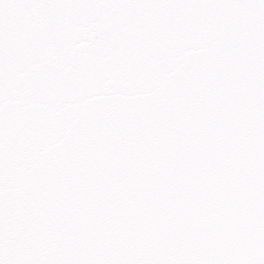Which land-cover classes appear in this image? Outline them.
Listing matches in <instances>:
<instances>
[{"label":"snow or ice","instance_id":"6c2138e0","mask_svg":"<svg viewBox=\"0 0 264 264\" xmlns=\"http://www.w3.org/2000/svg\"><path fill=\"white\" fill-rule=\"evenodd\" d=\"M0 264H264V0H0Z\"/></svg>","mask_w":264,"mask_h":264}]
</instances>
